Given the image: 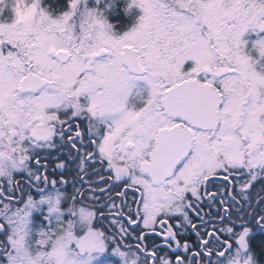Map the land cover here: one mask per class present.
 I'll list each match as a JSON object with an SVG mask.
<instances>
[{"label":"snow or ice","instance_id":"1","mask_svg":"<svg viewBox=\"0 0 264 264\" xmlns=\"http://www.w3.org/2000/svg\"><path fill=\"white\" fill-rule=\"evenodd\" d=\"M0 264H264V0H0Z\"/></svg>","mask_w":264,"mask_h":264},{"label":"flooded vegetation","instance_id":"2","mask_svg":"<svg viewBox=\"0 0 264 264\" xmlns=\"http://www.w3.org/2000/svg\"><path fill=\"white\" fill-rule=\"evenodd\" d=\"M56 155H57V153H53V155H52V157H51V159H50V161H49V168H50V170L52 169V168H54L55 167V164L58 162L56 159H55V157H56ZM71 190V189H70Z\"/></svg>","mask_w":264,"mask_h":264}]
</instances>
